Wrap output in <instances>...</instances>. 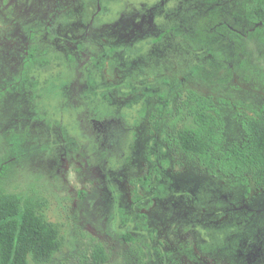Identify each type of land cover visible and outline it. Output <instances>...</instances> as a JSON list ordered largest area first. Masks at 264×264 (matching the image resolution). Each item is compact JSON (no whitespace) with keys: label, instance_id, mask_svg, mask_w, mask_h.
Listing matches in <instances>:
<instances>
[{"label":"rangeland","instance_id":"374dc122","mask_svg":"<svg viewBox=\"0 0 264 264\" xmlns=\"http://www.w3.org/2000/svg\"><path fill=\"white\" fill-rule=\"evenodd\" d=\"M251 3L0 0L3 186L60 238L29 264H264V187L214 175L176 137L195 90L213 97L225 149L248 138L244 120L264 106ZM211 11L233 38L197 36ZM94 103L85 133L79 116L93 118Z\"/></svg>","mask_w":264,"mask_h":264},{"label":"trees","instance_id":"16d2710c","mask_svg":"<svg viewBox=\"0 0 264 264\" xmlns=\"http://www.w3.org/2000/svg\"><path fill=\"white\" fill-rule=\"evenodd\" d=\"M248 16L253 23H257V29L264 35V0H252ZM203 22V28L200 26L195 31L200 39L222 41L235 35L218 12L211 11ZM262 43L264 45V37ZM218 71L222 77L232 72L226 63ZM150 92L153 93V89ZM181 103L188 115V122L177 131L176 137L181 147L214 175L237 179L246 191L251 183L259 188L264 187V106L244 120L243 126L248 138L241 144L236 143L225 149L219 110L213 97L189 90ZM92 108L98 111L97 104L94 103ZM86 116H79L83 132L87 131L84 127L88 118ZM98 118L93 113V119ZM8 167L7 163L0 161V264L49 261L60 248L58 229L46 220L30 199L4 188ZM157 176L160 179L161 175ZM152 183L151 174H145L141 179L145 188H149ZM122 236L128 241L134 239L128 231L123 232ZM97 257L101 262L105 261L101 248L97 250Z\"/></svg>","mask_w":264,"mask_h":264},{"label":"flooded vegetation","instance_id":"af4514ba","mask_svg":"<svg viewBox=\"0 0 264 264\" xmlns=\"http://www.w3.org/2000/svg\"><path fill=\"white\" fill-rule=\"evenodd\" d=\"M92 112L94 113V110H92ZM90 119H91V120H94L93 118H91V115L88 114L87 122H90ZM87 122L84 123V125H85L84 127L90 131V129H89V125H87Z\"/></svg>","mask_w":264,"mask_h":264}]
</instances>
